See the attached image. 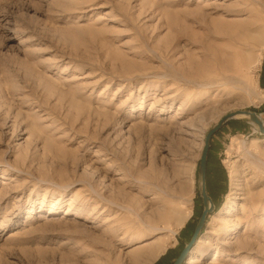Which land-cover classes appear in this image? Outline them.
<instances>
[{
  "label": "rangeland",
  "instance_id": "obj_1",
  "mask_svg": "<svg viewBox=\"0 0 264 264\" xmlns=\"http://www.w3.org/2000/svg\"><path fill=\"white\" fill-rule=\"evenodd\" d=\"M236 111L264 120V0H0V264H172ZM207 158L184 263L264 264V136Z\"/></svg>",
  "mask_w": 264,
  "mask_h": 264
},
{
  "label": "water",
  "instance_id": "obj_2",
  "mask_svg": "<svg viewBox=\"0 0 264 264\" xmlns=\"http://www.w3.org/2000/svg\"><path fill=\"white\" fill-rule=\"evenodd\" d=\"M238 116H244L247 118H238ZM236 118L245 121L246 119L251 122L252 124H256L259 130V134L264 136V123L260 120L256 113L244 112V111H236L234 113H230L222 117L218 124L215 125L211 130L207 132L204 138V146L202 148V152L200 155V164L198 168V180L200 183V197L202 200V214L195 225L194 232L190 238V240L185 245V248L181 251L178 257L173 261L172 264H185L184 262L187 260L189 253L194 248L195 243L197 242L199 236L201 235L202 231L204 230V225L208 216L213 212V204L211 198L209 197L208 193L206 192V171H207V155L211 146V138L215 133L221 129L226 122L230 120H236Z\"/></svg>",
  "mask_w": 264,
  "mask_h": 264
},
{
  "label": "bare ground",
  "instance_id": "obj_3",
  "mask_svg": "<svg viewBox=\"0 0 264 264\" xmlns=\"http://www.w3.org/2000/svg\"><path fill=\"white\" fill-rule=\"evenodd\" d=\"M229 33H231V32H229ZM228 32L226 33L227 35H228V38L232 41V40H236V39H238V37L239 36H237L236 34H229ZM237 42V41H236ZM231 51V50H230ZM232 52V51H231ZM231 55L229 56V57H227L226 58V62H224V63H230V58L231 57H234V55H235V52H232V53H230ZM227 55H225L224 57H226ZM224 59V58H223ZM259 61L260 60H256V61H254V63H253V66L252 67H256V66H259ZM250 65V64H249ZM257 116L260 118V115H258L257 114ZM238 118H247V117H244V116H238ZM260 120H261V118H260ZM263 123H264V120H261ZM146 183V182H145ZM150 183H148V185H149ZM122 211V210H121ZM126 211H128V210H126ZM133 213V212H132ZM135 214V213H134ZM161 252V251H160ZM154 257V254L152 255V257L150 256V258H153Z\"/></svg>",
  "mask_w": 264,
  "mask_h": 264
}]
</instances>
